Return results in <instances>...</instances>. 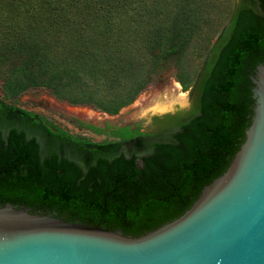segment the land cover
Masks as SVG:
<instances>
[{
  "label": "trees",
  "instance_id": "16d2710c",
  "mask_svg": "<svg viewBox=\"0 0 264 264\" xmlns=\"http://www.w3.org/2000/svg\"><path fill=\"white\" fill-rule=\"evenodd\" d=\"M143 1L0 0V52L16 59L20 75L12 94L46 87L110 115L129 105L168 56L177 61V42L192 29H165L157 0ZM184 11V3L169 6L168 20ZM227 21L191 85L189 111L164 118L158 132L84 124L110 139H82L0 99V199L133 237L183 210L225 155L236 74L264 44V0H240Z\"/></svg>",
  "mask_w": 264,
  "mask_h": 264
},
{
  "label": "water",
  "instance_id": "95a60500",
  "mask_svg": "<svg viewBox=\"0 0 264 264\" xmlns=\"http://www.w3.org/2000/svg\"><path fill=\"white\" fill-rule=\"evenodd\" d=\"M239 68L225 155L183 210L133 237L0 199V264H264V44Z\"/></svg>",
  "mask_w": 264,
  "mask_h": 264
},
{
  "label": "rangeland",
  "instance_id": "374dc122",
  "mask_svg": "<svg viewBox=\"0 0 264 264\" xmlns=\"http://www.w3.org/2000/svg\"><path fill=\"white\" fill-rule=\"evenodd\" d=\"M240 0H167L156 1V7L164 18L158 21L165 29L187 26L190 22L192 29L189 31L188 42L180 38L178 46L183 49L177 61L168 56L167 66L152 75V81L136 96L129 105L120 108L115 114H107L93 106L70 104L65 100L52 95L46 87L27 88L25 91L12 94L15 91V82L20 78L12 68L16 65V59L12 55L0 52V99L6 103H12L36 115L46 118L49 122L66 130L75 137L88 140L110 139L103 134L88 131L84 124L104 126L105 123L114 126H139L142 131L158 132L163 126V119L176 115L183 116L189 111V96L191 85L200 70V64L217 34L227 25L232 11ZM144 7L149 1L144 0ZM185 4L187 12L176 16V23L168 20L166 10L180 4ZM143 16H147L146 10ZM161 16H159L160 18ZM1 31V28H0ZM174 31V30H173ZM171 34L166 32L165 36ZM187 34V33H186ZM184 35V34H183ZM0 35V41H1ZM130 46L133 44V36H129ZM183 82L182 86L177 82ZM137 102L133 104L135 101ZM157 103H166L173 106L172 110L163 115L143 117L147 111ZM181 106V107H179ZM170 107H167L169 109Z\"/></svg>",
  "mask_w": 264,
  "mask_h": 264
},
{
  "label": "bare ground",
  "instance_id": "6f19581e",
  "mask_svg": "<svg viewBox=\"0 0 264 264\" xmlns=\"http://www.w3.org/2000/svg\"><path fill=\"white\" fill-rule=\"evenodd\" d=\"M137 102V100L133 103L135 104ZM132 103V102H131ZM167 107H170L169 109L166 110ZM181 107V106H179ZM173 106H171L170 104H166V103H157L155 106L152 107V111H147L144 113L143 117H147V116H151V115H159L161 113H166L169 110H172Z\"/></svg>",
  "mask_w": 264,
  "mask_h": 264
}]
</instances>
